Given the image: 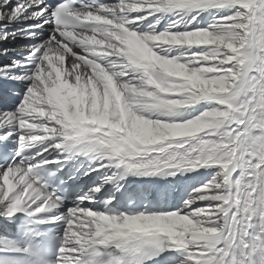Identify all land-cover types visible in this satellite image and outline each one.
Here are the masks:
<instances>
[{
    "label": "snow or ice",
    "instance_id": "6c2138e0",
    "mask_svg": "<svg viewBox=\"0 0 264 264\" xmlns=\"http://www.w3.org/2000/svg\"><path fill=\"white\" fill-rule=\"evenodd\" d=\"M9 39L0 264H264V0H0Z\"/></svg>",
    "mask_w": 264,
    "mask_h": 264
},
{
    "label": "bare ground",
    "instance_id": "6f19581e",
    "mask_svg": "<svg viewBox=\"0 0 264 264\" xmlns=\"http://www.w3.org/2000/svg\"><path fill=\"white\" fill-rule=\"evenodd\" d=\"M25 43V41L19 40L17 39L16 41H13L11 39H9L8 41H0V47H8L10 49L15 48L17 49V51L15 52H9V54L7 56H2L0 55V61H7L9 59H11L13 56H20L22 54V52L20 51V46ZM5 83H12L10 81H5V80H0V84H5ZM8 144H11V142L9 141ZM150 187H159L160 190V194L163 195V193L167 190V185L165 184H160L159 186H150Z\"/></svg>",
    "mask_w": 264,
    "mask_h": 264
}]
</instances>
